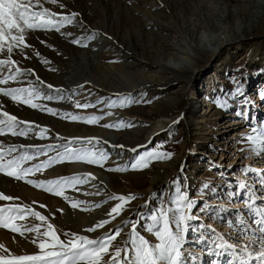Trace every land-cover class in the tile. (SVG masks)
I'll return each instance as SVG.
<instances>
[{
    "label": "rangeland",
    "instance_id": "rangeland-1",
    "mask_svg": "<svg viewBox=\"0 0 264 264\" xmlns=\"http://www.w3.org/2000/svg\"><path fill=\"white\" fill-rule=\"evenodd\" d=\"M60 3L65 5L63 9L65 14L71 12L79 14L76 22L61 29L59 33L55 31L30 33L27 43L31 47L25 49L28 58L25 59L19 54L13 57L19 61L22 69H32L39 79L41 78L44 83L47 81V84L54 88L45 90L39 85L42 92L54 97H63L53 101L44 99L34 101L44 107L55 109L58 115L53 116L23 104H15L0 94L3 111L15 115L20 120L31 121L37 125L43 124V126L46 124L50 130L48 136L51 138L37 139L35 133H30L28 138L6 135L0 137V142L5 145H47L56 143L52 140L57 132L75 134L76 138H99L101 143L98 148L106 150L110 156L103 167L85 163H60L48 168L42 174L37 173L28 177L37 181L85 173H91L95 177L90 183L77 185L75 189H66L64 195L67 200L0 174V193L19 198L14 202L0 201V206L7 203L32 206L49 218L61 233V239H65L62 235L64 232L98 239L106 233L114 232L118 227H123L126 220H137V213L147 214L154 209L160 203V196L168 198L174 187L173 182L179 180L184 189H188L187 192L196 202L197 209L202 205L211 208V210L208 208L207 212H197L193 209L194 215L199 217L198 220L192 221L193 224L203 223L215 229L217 233L225 234L226 238L230 237L232 241L238 239L240 246L246 243L234 230H231L230 234L224 233L225 230H222L224 225L220 224L229 219L225 217L220 222L216 217L220 210L218 205L222 204L223 199L229 194L230 187L227 184L233 182L235 189L236 182L243 180L244 175L241 176L240 171L247 165L245 158L252 154H247L248 144H241V138L251 132L249 126L251 123L264 121V112L257 120L256 118L253 120L250 116L249 119L246 118V126L245 122L244 126L236 127L238 131L231 129L232 133L228 130V135H223L227 131L224 126L233 118L229 115L236 110L235 104H240L239 100L244 101L249 94L251 96L253 94L252 97L262 103L257 108L260 110L264 108V99L260 95L264 92V85L254 81L250 83L248 80L250 73L244 61L253 51L252 37L247 39L244 33L255 27V24L257 25L262 19L264 0H60ZM45 6L52 11L61 12L58 6L51 4ZM68 33L70 35H67ZM73 40H79L80 44H74ZM260 41L261 51L264 54V33L261 34ZM115 48L120 49L119 55L115 52ZM223 48L225 49L222 50ZM125 52L128 55H125ZM36 53H39V57ZM213 54L216 55L211 56ZM3 58L6 57L0 55V59ZM83 58L87 60H85L87 70L82 68L81 72L86 73L85 77H91L92 85L87 86L88 90L82 88L72 93L64 92L63 88L65 83H68L67 79L72 74V68L76 64L79 68L80 64L84 63ZM44 60L49 63H43ZM137 60L140 64L132 66ZM88 62H92L93 66ZM89 65L93 68H88ZM33 78L35 77L31 75L25 76L20 83H9L0 87H24L27 86L28 81H34ZM138 84L141 90L135 92L137 88L129 91ZM237 84L242 87L244 95L233 99L230 93L235 90ZM142 85L145 87H141ZM56 89L61 91H55ZM124 90H127L126 94H123ZM182 92H184L183 96ZM126 97L133 102L120 107L119 102ZM225 99L228 100V107L222 108L217 101L222 102ZM77 101L80 104H94L96 107L76 108ZM111 101H116L117 106L107 107ZM108 112L113 114L108 116L106 115ZM64 113L104 116V119L100 120L99 124L89 125L61 119L60 116ZM122 113L130 120L145 121L150 129L145 135L140 136L139 140L130 135L133 139L130 146L137 145L134 148L137 151H132L127 159H123L113 151L115 149L109 147L110 143L109 146L106 144L110 140L115 142L120 135L128 137L129 129L124 127L116 130L103 127L105 124H115L118 121L126 122L122 119L124 116ZM181 115H184L185 119L175 123L173 129L168 130L165 126L155 131V128L161 126L165 116L178 119ZM77 127L87 128L90 132L82 131ZM150 132L153 136L146 140ZM234 132L238 134L235 137L240 143L239 149L233 148L235 146L226 141L228 137L234 135ZM105 141L107 143H104ZM189 141L199 151L194 152L188 148L184 153ZM157 148L161 152L171 153V159L154 161L143 171H133L130 168L121 172L107 170L131 165L138 154ZM28 150L23 149V151ZM190 153L193 154L189 158ZM54 155L55 152L48 154V156ZM48 156H40L39 160H33L30 164L46 160ZM258 158L247 166L255 169L264 168V158ZM175 160L179 161L176 165L167 166ZM261 169L259 171L264 173V169ZM174 173L177 177L171 179V183L162 185L157 192H147L149 183L156 175L166 179ZM183 173L186 178L181 177ZM244 181L251 182V179L248 181V178H245ZM205 184L211 186L213 190L204 189ZM113 194L135 195L139 199L128 204L126 211L103 228L95 232H86L85 229L109 219L108 212L118 203V201H109V196ZM154 194L155 199H153ZM215 197L218 203L214 205L211 201ZM73 201L82 203L77 208H73L70 206ZM238 202L239 199L231 198L228 205L230 207L227 212H230L228 214L232 220L235 219L237 211L245 209V205ZM40 204L47 207L40 208ZM96 205L101 207H95ZM17 223L34 226L40 222L28 217ZM146 223L148 221L141 220L138 231L150 242H157L144 231ZM129 231V227H123V232L113 242L114 247L123 246ZM0 233L2 237L0 254H7L3 251L5 248L15 255L35 254L39 251L31 243L35 233H26L22 237L4 228H0ZM195 235L189 233L190 238L185 245L186 256L195 255L192 253L195 248L201 249L200 245L194 243ZM197 262L200 260L198 259Z\"/></svg>",
    "mask_w": 264,
    "mask_h": 264
},
{
    "label": "snow or ice",
    "instance_id": "snow-or-ice-1",
    "mask_svg": "<svg viewBox=\"0 0 264 264\" xmlns=\"http://www.w3.org/2000/svg\"><path fill=\"white\" fill-rule=\"evenodd\" d=\"M46 4L58 6L61 12L50 10L45 6ZM64 8L65 5L60 3V0H0V55L6 57L0 59V86L20 83L25 76L36 77L35 82L28 81L27 86L24 87H0V94L15 104H23L53 116L58 115L55 109L44 107L34 101L41 99L53 101L63 99V97H54L42 92L39 85H43L44 82L36 76L32 69H22L19 66V61L13 57L19 54L25 59L28 58L25 49L31 47L27 43L30 33L36 31L59 33L61 29L76 22V17L79 14L76 12L65 14ZM73 43L79 45L80 41L73 40ZM36 55L39 57V53ZM42 62L49 63L46 60ZM46 87L53 88L52 85H46ZM55 91L61 90L56 89ZM230 95L233 99L243 96L242 87L237 84ZM260 95L264 99V92ZM132 102L130 98L126 97L119 102V106L124 107ZM217 103L222 108L228 107L227 99L222 102L217 101ZM242 103L247 104L249 101L244 100ZM116 106V101H111L107 105L109 108ZM75 107L87 109L96 107V105L80 104L77 101ZM2 108L3 105H0V137L10 135L28 138L30 133H35L37 139L51 138L48 136L50 130L47 127L31 121L20 120L15 115L3 111ZM112 114L111 112L106 113L108 116ZM236 115L247 118L243 110L237 112ZM60 118L71 122L95 125L99 124L104 116L64 113ZM178 122L174 121V123ZM131 126L124 121L103 125V127L116 130ZM249 126L251 132L242 137L240 143H247L250 153L264 158V121H256ZM55 139L61 141L66 138L57 134ZM100 143V139L96 137L67 138L64 143L47 145H5L0 142V174L67 200L68 198L64 195L66 189H75L77 185L90 183L95 177L91 173L39 181L28 177L35 176L37 173L42 174L48 168L60 163H85L103 167L110 154L106 150L98 148ZM23 149L29 150L23 151ZM131 151L136 152L137 150L131 149ZM50 152H55L56 155L48 156ZM40 156H48V159L30 164L33 160H39ZM171 156V153L161 152L157 148L138 154L131 165L107 170L121 172L130 168L133 171H143L152 162L171 159ZM241 173L245 177H251V182L237 181L235 189L229 195L232 200L239 199V202L245 205V209L237 211L234 220L230 219L225 222L229 228L236 231L239 238L249 239V244L240 248L236 247L239 240L232 241L230 237L226 238L203 223H192L199 219L197 215H194L193 209H196L197 212H207L210 206L202 205L197 209L196 202L190 198L189 193L179 180H175L173 190L168 198L161 195L160 203L154 209L147 214L137 213L138 219L135 221L129 219L124 222L123 227H129L130 231L122 247H114L113 242L123 232V227H118L114 232L106 233L98 239L69 232L62 233L65 239H61L59 230L40 211L16 203L0 206V228L18 233L22 237L26 233H35L31 243L39 250L35 254L15 255L5 248L3 251L7 254H0V264H196L199 258L185 255V245L190 238L189 233L196 234L194 243L200 245L201 250L205 251L209 257L207 262L200 260V264H264V173L247 166L241 169ZM203 188L213 190L207 184ZM241 197L242 199H240ZM155 198L154 194L153 199ZM18 199V197L0 193V201L14 202ZM135 199H139V197L116 194L109 196V201H118L108 212L109 219L101 221L85 231L95 232L111 223L126 211L127 205ZM81 203L73 201L70 206L77 208ZM39 207L46 208L47 206L40 204ZM95 207H101V205ZM28 217H32L40 223L34 226L17 223V221H24ZM216 218L223 219L222 216ZM141 220L148 221L144 225V231L157 242H150L145 235L138 231ZM257 243L259 244L258 249L256 248Z\"/></svg>",
    "mask_w": 264,
    "mask_h": 264
},
{
    "label": "bare ground",
    "instance_id": "bare-ground-1",
    "mask_svg": "<svg viewBox=\"0 0 264 264\" xmlns=\"http://www.w3.org/2000/svg\"><path fill=\"white\" fill-rule=\"evenodd\" d=\"M263 12H264V6H263ZM254 26V25H253ZM257 31V32H256ZM262 33H264V13H263V16H262V19L258 22V24L256 25L255 24V27H253V28H250V30H247L246 31V33H244V35L246 36V38L248 39V38H250V37H252V42H251V45H253V51L251 52V54L250 55H248L247 57H246V59L244 60L245 61V64H246V67H247V69L249 70V73H250V76H249V81H250V83L252 82V81H254V83H260L261 85H264V54L262 53V51H261V47H262V45L260 44V39H261V34ZM254 35V36H253ZM127 49V48H126ZM225 48H223L222 50H224ZM227 49V48H226ZM115 50V52L117 53V55H119V52H120V49H118V48H115L114 49ZM241 51V50H240ZM121 53V52H120ZM122 55V54H121ZM120 55V56H121ZM125 55H128V53L127 52H125ZM216 54H213V55H211V56H215ZM219 55V54H218ZM221 55V54H220ZM125 58V57H124ZM127 58V57H126ZM80 59V58H79ZM85 60L86 59H82V62H84L83 64L81 63L80 65V67L78 68V64H74L75 65V67H71L72 68V70H71V72H72V74H70L71 76L67 79V81H68V83L66 84L65 82V85H64V88H63V91L64 92H66V93H72V92H76L77 90H79V89H82V88H85V89H87L88 90V88H87V86L88 85H92V83L93 82H91V77L89 76V77H85V75H86V73L84 72V71H82L81 72V69L83 68V70H87V64H86V62H85ZM87 61V60H86ZM141 61V60H140ZM90 62V61H89ZM88 62V63H89ZM92 63V62H91ZM91 63H89V64H91ZM226 63V62H225ZM225 63H223V64H225ZM72 64V63H71ZM140 64V62L137 60V62L136 63H134V65H132V66H137V65H139ZM92 66H93V64H91ZM92 66H88V68L89 67H92ZM224 66V65H223ZM245 67V68H246ZM93 68V67H92ZM34 79V81L36 80V77L35 78H33ZM64 79V78H63ZM62 79V80H63ZM40 80H41V78H40ZM61 80V79H60ZM64 81V80H63ZM63 81L61 82V83H63ZM66 81V82H67ZM60 82V81H59ZM91 82V83H90ZM191 83V82H190ZM46 85H49V84H47V81L43 84V85H41L45 90H47L48 88L46 87ZM58 85H61V84H58ZM90 85V86H91ZM63 86V85H62ZM92 87H94V86H92ZM139 87V84L137 85V86H133L132 88H130L129 89V91H132V90H134V89H137ZM141 87H145V86H141ZM52 89H54V88H52ZM51 89V90H52ZM48 90H50V89H48ZM139 90H141V89H137L135 92H138ZM85 91V90H84ZM127 91V90H126ZM125 90L123 91V94H126L127 92H126ZM83 93V92H82ZM250 92H248V94H249ZM183 94H184V92H182L181 93V95L183 96ZM85 95H86V93H85ZM252 96H253V94H252ZM251 96V94H249V96L245 99V100H247V101H249V103H247V104H245V103H242V101L243 100H239V102H240V104H235V105H237V107H236V110L234 111V112H232V114L231 115H229V117H233L232 118V120H230V121H227V125L226 126H224L225 128H227V131H225L224 133H223V135H228V132L232 129V131L233 130H235V131H238V129L236 130V127L237 126H239V127H241V125L242 126H244L243 124L246 122V118H242L241 116H238V115H236V113L237 112H239V111H241V110H243L244 112H245V116L248 118V117H250V116H252L253 118H256V120H257V118H261V115H262V113L264 112V108L262 109L261 108V110H260V108L258 109L257 107H259L262 103H261V101L260 100H258V101H256L253 97ZM253 108V110H251ZM237 111V112H236ZM253 111H254V113H253ZM156 112H158L159 113V111L156 109ZM73 114V113H72ZM75 114V113H74ZM123 114V113H122ZM81 115V114H80ZM124 116H123V118L122 119H125V121H126V123H128V124H131L132 126L131 127H127L129 130L127 131V134H129V136L127 137V136H124L123 134V136H121L120 134V136H119V139L118 140H116L115 142H111V140L106 144V146H109V143H110V146L109 147H111V148H113V149H115V150H113V151H116L117 152V154H119L120 155V157H122L123 159H127V157L129 156V154L132 152L131 151V149H134L135 147H137V145L136 146H130V144H132L133 143V139L131 138V136H133V137H135L136 139H138L139 140V137L140 136H142V135H145L150 129L147 127V123L145 122V121H143V120H141V119H139V120H130L129 118H127V116L125 115V114H123ZM183 119H185V116L184 115H181V116H179L178 117V119L176 118V117H171V116H165L163 119H162V121H161V126H159L158 128H155V131L156 130H159V129H162V127H165V126H167V128H168V130H170V129H173V127H174V125H175V123H174V121H183ZM249 119V118H248ZM263 119V118H262ZM246 124H247V122L245 123V126H246ZM48 125V124H47ZM195 125V124H194ZM41 126H43V124H41ZM44 127H47L46 126V124H45V126ZM48 129H49V127H47ZM78 129H80V130H87V131H89L90 132V130L89 129H87V128H84V127H82V128H79V127H77ZM130 129H132V131H130ZM229 130V131H228ZM92 131V130H91ZM154 131V132H155ZM153 132V131H152ZM152 132H150V133H148L147 134V138H146V140H149L153 135H152ZM231 132V131H230ZM74 133V132H73ZM72 133V134H73ZM88 133V132H87ZM232 133V132H231ZM236 133L237 132H234L233 134V136H231V137H228L227 139H226V141H228V143L229 144H232V146H235V147H233V148H240V143H238V140H237V135H236ZM59 135L60 137H63V138H76V136H75V134H73V135H70V134H62V133H56L55 135H53L54 137H53V140L52 141H54V142H56V143H64V142H66V139L65 140H61V141H58V140H56L55 139V137H56V135ZM131 135V136H130ZM236 136V137H235ZM141 138V137H140ZM205 139H207L206 137H205ZM145 140V141H146ZM237 140V141H236ZM144 141V140H143ZM137 144V143H136ZM223 144H225L226 145V143H223ZM118 145H122L123 147H113V146H118ZM190 149L191 151H199L197 148H196V146L194 145V144H192V142L191 141H189V143H188V145L185 147V150H184V153L185 152H187V149ZM232 148V147H231ZM230 148V149H231ZM250 152L248 151L247 152V154H249ZM192 154L193 153H190V154H188V157L190 158L191 156H192ZM197 154H199V152L197 153ZM124 156V157H123ZM184 156H185V154H184ZM223 156V155H222ZM246 164L248 165H250L252 162H254L256 159H259L258 158V156H256V155H254V154H251V155H248L246 158ZM179 161L178 160H175V161H172L171 163H168V165L167 166H171V167H173L174 165H176V163H178ZM245 164V163H244ZM246 165V166H247ZM247 167H250V166H247ZM257 169V168H256ZM259 169H261L260 167L257 169V170H259ZM264 168H262L261 170H263ZM59 171H60V169H59ZM240 175L242 176V173H241V171H240ZM109 176H111L110 174H109ZM175 176L177 177V174L176 173H174V175L173 176H169L168 178H166V179H161L158 175H156V177H154V179H153V181L151 182V183H149V187H148V189H147V192H150V193H154V192H157V190L163 185L164 186V184H169V183H171V179L173 180L174 178H175ZM181 177H185V174L183 173V174H181ZM186 178V177H185ZM245 178H248V181L251 179V177H245V176H243V180L242 179H240V181H244L245 180ZM110 179L112 180V178L110 177ZM112 182V181H111ZM144 183V182H143ZM146 183V182H145ZM227 183V182H226ZM229 187H230V189H228V193H230V192H232L234 189H233V187H234V184H233V182L232 183H230V184H227ZM188 189H186V191H187ZM216 199H217V197H215L214 198V200L213 201H211V203L212 204H214L215 205V203H218V201H216ZM230 202H231V197H230V195L228 194L226 197H225V199H223V201H222V204H220V205H218L219 206V208H220V210H218L219 212H218V214H217V216L219 217V216H222L223 217V219L225 218V219H229L230 220V212H227L228 211V207H230V206H228V205H230ZM239 203V202H238ZM237 203V204H238ZM27 204V203H26ZM25 204V205H26ZM29 204V203H28ZM240 204H241V202H240ZM30 205V204H29ZM32 205V204H31ZM28 206V205H27ZM238 206H240V205H238ZM236 207V206H235ZM234 207V208H235ZM31 208H32V206H31ZM210 210H211V208H209ZM236 209V208H235ZM229 213V214H228ZM215 216H216V214H215ZM227 216L229 217V218H227ZM222 219V220H223ZM221 219H218L217 221H220ZM203 221V220H202ZM221 222V221H220ZM219 222V223H220ZM113 225H115V223L113 224ZM221 226H223L224 225V227H222L223 229L222 230H225V232L224 233H226V234H230L231 233V230H233V229H231V228H229L227 225H226V223H223V224H220ZM219 225V226H220ZM253 227V226H252ZM255 227V226H254ZM253 227V228H254ZM220 233V232H219ZM1 234V233H0ZM233 234V233H232ZM4 235H6V234H4ZM3 235V236H4ZM249 235H251V233H249ZM224 236L226 237V235L224 234ZM231 236V235H230ZM233 236V235H232ZM9 237V236H8ZM0 238H2V237H0ZM9 239V238H8ZM233 239L234 240H236V237H234L233 236ZM241 239V238H240ZM238 240V239H237ZM243 242H246V243H243V244H241V246L239 245V243H237L236 244V247L237 248H240V247H242L243 245H246V244H249V239L248 238H243V239H241ZM256 247H259V244L257 243V245H256ZM201 248V247H200ZM196 249H198V248H195V251H193L192 253H195V255H192V256H195V257H197V258H199V260H202V258H203V261H205V262H207V258L206 257H208L207 256V254H206V252L205 251H202L201 249H198V251L196 250ZM258 249V248H257ZM203 255V256H202ZM205 258V259H204ZM209 258V257H208ZM196 264H200V262H196Z\"/></svg>",
    "mask_w": 264,
    "mask_h": 264
}]
</instances>
